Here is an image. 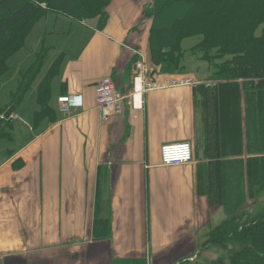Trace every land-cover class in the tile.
<instances>
[{
	"label": "crops",
	"instance_id": "1",
	"mask_svg": "<svg viewBox=\"0 0 264 264\" xmlns=\"http://www.w3.org/2000/svg\"><path fill=\"white\" fill-rule=\"evenodd\" d=\"M145 1L111 0L101 26L96 19L86 29L76 27L74 41L59 49L65 58L50 79L48 97L55 120L0 164V264H230L209 240L231 219L228 212L239 199L242 206L249 202L232 187L236 175L241 183L247 179L241 160L260 158L264 149L220 155L225 200L211 205L216 158L201 88L153 89L144 94L142 109L125 103L121 115L105 119L95 102V85L105 76L123 93L132 91L134 51L153 78L164 76L148 62ZM59 25L50 33L55 42L69 32ZM67 94H80L82 107L63 112L57 98ZM243 109L237 114L242 147L251 128ZM173 142L191 144L190 163L161 165L160 147ZM18 156L22 166L14 168Z\"/></svg>",
	"mask_w": 264,
	"mask_h": 264
},
{
	"label": "trees",
	"instance_id": "2",
	"mask_svg": "<svg viewBox=\"0 0 264 264\" xmlns=\"http://www.w3.org/2000/svg\"><path fill=\"white\" fill-rule=\"evenodd\" d=\"M74 1L60 2L65 6H71ZM99 1L97 0V6L95 3L96 7L99 6ZM43 4H47V0H0V62L4 56L14 53L13 49L8 48L14 41L15 32L34 18L42 10ZM151 4L148 10H143L144 15L151 20L148 37L151 63L160 67L163 72L180 67L182 65L180 42L190 34L201 33L202 39L196 46L202 48L204 51L201 53L202 59L209 66H213L215 71L207 79L220 81L212 86L200 83L198 88L203 90V96H206L208 101L207 135L210 152L212 151L211 154L216 158L212 163L210 175L209 186L212 191L210 204L221 203L225 200L226 189L222 170L224 162L220 161V155L229 149L238 155H241L244 149L249 153H258L264 149V0H155ZM63 12L69 14L76 11L69 8ZM103 22L104 19H101L100 26ZM198 30L201 32H197ZM63 57L64 54L60 53L57 58L48 61L46 51L39 56L40 61L36 68H41L48 61L46 71L49 70L50 75L43 77V72L37 69L36 76L43 78L41 77L39 82L35 79V83L34 80L31 83L35 90L33 97L39 107L33 116L34 119L38 117L45 119L54 115V110L48 106L49 81L56 75ZM215 60L219 62L214 63ZM3 66L0 64L1 70H4ZM160 73L162 72L158 74ZM18 83L21 91L15 97L22 99L25 89L30 87V84L24 80ZM243 96L246 98L243 111L249 116L251 128L250 133L246 134L247 143H243L242 147L237 123V114L242 110L237 109L234 98L239 97L241 100ZM8 121L6 120L4 124L8 125ZM256 125H259V128H253ZM2 136L3 132L0 138ZM17 160L22 162L20 158ZM241 163H244L246 183L248 181L249 187L252 188L254 184L264 185L261 182L264 180V156L242 159ZM259 178H262L261 183L258 182ZM239 181L240 174L236 175L234 182L235 195L239 194L241 187ZM241 199L236 205L245 201ZM252 225L255 224L252 222ZM260 226L258 230L247 227L243 238L246 239L244 243L246 246L249 245V240L254 242L253 234L256 232L257 240L264 249V219ZM242 229V226L236 229L230 227L229 222H225L215 235L235 236L237 231ZM240 256L239 251L233 253L229 259L230 264H238L244 257Z\"/></svg>",
	"mask_w": 264,
	"mask_h": 264
},
{
	"label": "rangeland",
	"instance_id": "3",
	"mask_svg": "<svg viewBox=\"0 0 264 264\" xmlns=\"http://www.w3.org/2000/svg\"><path fill=\"white\" fill-rule=\"evenodd\" d=\"M60 1L61 0H47V4L42 5V10L39 11L34 18L28 21L21 30L15 32L14 41L8 48L9 50L13 49L14 53L9 56L6 55L1 59L0 64H3L5 67L3 66L4 70H1L2 68H0V116L8 106L16 102L17 97H15V95L21 91L18 87V82L20 80H24L28 85L30 84V87L25 89L26 91L22 95V99L17 100L15 103L16 108L11 117L0 121V124H2L0 126V134L3 132V136L0 138V164L13 158L15 152L20 147L40 134L55 120L54 116L45 119L39 117L34 119L33 116H35L36 110H38L39 107L36 102L26 101L29 98V95L31 98H33L34 95V92H31L33 89L31 86L32 81L34 80L33 83H35V79L42 77L39 75L36 76V70L40 69L41 73L43 72V77L45 75L46 77L50 75V71H46L47 63H44L41 68H36L37 63L40 61L39 56L46 51L49 58L52 54L54 55L51 56V58H57L60 53H63V58H65V53L60 52L59 49L64 46V44L68 45L70 41H74L75 32L79 30L76 27H84L86 29V26L90 27L94 20L98 19L101 21V19H104L107 14L106 7L110 4L111 0H100L98 7H96L97 0H75L71 6H65ZM154 2L155 0L145 1L143 10H148L152 5L151 3ZM69 8L71 11L76 12H71L69 14L63 12L64 9L68 11ZM195 13L196 9L194 11V14ZM142 14L146 17L143 12ZM60 23L64 24L69 32L58 36L59 41L55 42V35L50 33H52L53 29ZM197 32L201 31L198 30ZM193 34L184 38L179 44L182 54L180 63H182V65L175 68L173 71L170 69L168 72H163L159 67L158 71L164 73L162 74L164 76L161 78L169 76L172 78L177 77L178 80L191 79L198 82H196V85L193 83L192 85L194 86H198L200 83L205 85L209 84L211 86L218 84L220 81L207 79L208 76L214 74V67L209 66L202 59L201 53H204V51L202 48L196 46L201 41L202 34ZM148 62L151 64L150 58ZM218 62L219 60L214 61V63ZM151 65L154 66V64ZM153 70L156 69L154 68ZM158 71L157 73H159ZM166 74H168V76H166ZM160 76L161 74L159 77ZM48 97L50 100V96ZM239 97H235L234 100L237 109L242 110L243 106H245L246 98L243 96V99L241 97L240 100ZM201 102L196 101L198 107L197 111L203 110ZM48 106L50 107L49 103ZM51 109L53 108L51 107ZM6 120H9L8 125L4 124ZM195 129L196 134L199 133L200 127H198V119H196ZM16 158L20 157L18 156ZM15 161L17 162L15 165L13 163L14 168L22 166L20 160L18 161L16 159ZM240 185L239 192L241 194L244 193V198L247 196L250 200L243 206L241 203L240 205H237L236 208L233 207L232 210L228 212L231 219L226 221L229 222L230 227H236L237 229V227L241 228L242 226L243 229L237 231L238 233L235 236L211 237L209 245H218L222 250V254L228 255L229 259L233 253L235 254L239 251V254L241 255L240 257H244L239 260L238 264H264V249L260 246V243L257 240V233L254 232V242H250L251 240H249L248 246L244 244L246 239H243L245 236L244 234L248 229L247 227L250 226L254 228V230H258L261 227V221L264 219V185L259 184V186H256L257 184H254L251 188L246 181H243ZM234 187L235 186L233 185L232 188ZM252 222L255 225H252ZM37 234V230L30 231L31 238H37ZM231 244L234 246V251L225 253L226 248H230ZM217 253L219 254V252ZM247 253L249 255H247ZM19 259L17 261L22 262V258Z\"/></svg>",
	"mask_w": 264,
	"mask_h": 264
},
{
	"label": "built area",
	"instance_id": "4",
	"mask_svg": "<svg viewBox=\"0 0 264 264\" xmlns=\"http://www.w3.org/2000/svg\"><path fill=\"white\" fill-rule=\"evenodd\" d=\"M137 58L134 62L135 74L132 78V91L123 93L117 89L109 76L102 77L95 85L94 96L96 105L102 118L119 116L122 114L124 104L128 103L131 110L143 108L144 94L153 89H165L177 86H191L197 81L191 79L178 80L177 77L153 78V73L143 63V57L134 51ZM198 83V82H197ZM62 104L61 110L65 113L74 108H81L83 99L80 94H67L57 98ZM160 160L162 166L187 164L192 161V148L189 142H173L160 147Z\"/></svg>",
	"mask_w": 264,
	"mask_h": 264
},
{
	"label": "water",
	"instance_id": "5",
	"mask_svg": "<svg viewBox=\"0 0 264 264\" xmlns=\"http://www.w3.org/2000/svg\"><path fill=\"white\" fill-rule=\"evenodd\" d=\"M19 99L20 97L16 98V100H19ZM14 110H15V104H11L10 106H8L6 110H4V112L1 114L0 121L2 119H9L11 115L13 114Z\"/></svg>",
	"mask_w": 264,
	"mask_h": 264
}]
</instances>
